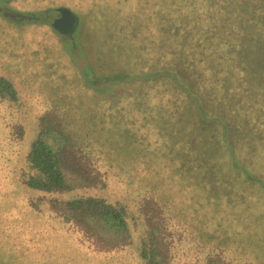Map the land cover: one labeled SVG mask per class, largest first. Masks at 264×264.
I'll list each match as a JSON object with an SVG mask.
<instances>
[{"label": "rangeland", "instance_id": "1", "mask_svg": "<svg viewBox=\"0 0 264 264\" xmlns=\"http://www.w3.org/2000/svg\"><path fill=\"white\" fill-rule=\"evenodd\" d=\"M9 3L12 8L35 12L46 6L65 4L75 13L77 23L71 31L60 33L47 25L58 14L51 10L46 22H42L41 12L34 22L25 19L12 22L0 18V67L7 70L5 74L20 88L19 103L28 106L16 113L20 119L12 115V120L6 121L5 133L16 151L26 148L24 144L32 134L48 128L45 139L57 150L64 164L65 178L73 184L65 191H44L24 184L5 185L10 191L3 193L0 204L1 214L8 220L3 228L5 231L0 235L8 242L3 239L0 244L12 249L8 262H71L69 257L60 253L58 245L55 246L56 242L67 238L82 243V247L87 249L101 250V247L110 245L115 238L96 229L94 236L90 237L84 231L86 227L79 216L69 213L63 204L68 197L91 194L103 196L108 201L119 199L125 202L127 218L133 223L138 222L131 227V243L135 244L142 235L147 237L152 233L145 239L146 244L151 241L149 248L155 244L153 248L166 257L169 248L175 247L179 232H186L181 223L183 220L190 233L199 232L200 243L195 248L204 246L202 264H250L249 252L248 255L230 253L219 243V238L226 232L217 230L212 237L210 228L215 226L206 229L199 226L198 221L210 209L211 217L216 218L214 212L217 210L208 206L222 200L224 193L232 189L233 197L241 198V202L236 203L242 204L245 198H249V205L264 209V191L259 184L244 180L237 171L233 175L237 181L231 178L227 182L217 170L224 167L218 160L219 157L225 160V147L220 139L223 135L228 137V143L235 147L240 159L245 153L250 160L255 158V149L247 141L251 117L259 118L261 108L264 109V44L257 45L254 39H247L250 42L245 41L247 47L243 54L239 55L240 50L235 48L231 57H220L217 53L222 42L217 50L214 46L207 47L214 41L212 37L205 42L201 33L196 31L192 40L200 49L189 59L185 44L180 42L184 36L183 29L186 34L189 32L181 21L175 28L181 33L176 35V41L182 49L178 57H171L169 49L153 48V44L163 46L172 40L171 27L160 36L158 43L151 38L158 36L156 30L143 31L136 27L139 11L147 14L140 0H8L6 4ZM164 3L168 6L167 0ZM248 15H241L237 23L242 27L252 23L254 17ZM255 27L253 23L252 29ZM68 42L74 45L66 49L64 46ZM180 44L175 45L180 48ZM204 50L208 54L203 60L210 59L211 62L199 63ZM206 63L210 64L209 67ZM162 65L174 67L175 75L156 79L148 74ZM136 72L143 74L137 76ZM107 76H119L121 79L109 83L112 79ZM51 77H54L53 90L49 86ZM141 99L147 100L143 102ZM149 108L151 114L145 111ZM162 123L170 128L171 136L164 129H159L158 125ZM173 127L176 129L172 130ZM123 128L130 134L136 130L134 134L139 133V138L143 136V143L128 144L130 147L123 145V140L125 143L128 141L119 132ZM113 135L115 142L104 143L106 137ZM261 136L259 146L264 143V135ZM207 137H214L208 150L200 148L205 147ZM145 140L150 144H145ZM189 143H193L192 148ZM105 150H112L113 158L117 159L113 162L116 163H123L122 160L131 156L141 159L140 153L145 152L148 155L144 158L149 160L150 166L165 178L172 172L177 175L166 179L168 186L161 184L158 190L148 188L153 195L148 197L149 203L145 201L148 209L140 211L133 196L125 194L118 185L116 173L109 169L103 171L104 159L96 157V154L101 156ZM151 157L156 160L155 164ZM21 162H16V169ZM193 162L200 164V169L207 168L204 162H213L210 169L215 175L208 179V184L192 169ZM252 169L262 170L263 167L257 163ZM223 173L232 176L231 169L227 167ZM104 182L108 186L103 187ZM179 184L192 188V196L182 190L176 191L175 188L181 186ZM175 199L179 202L173 201ZM14 204H17L16 208ZM193 206L196 208L192 209ZM235 212V207L226 205L218 211L228 223L225 230L241 231L234 224L239 221L238 217H232ZM195 238L192 236L191 242ZM131 245L129 250H132ZM77 246L83 251L81 246ZM4 259L0 257V264ZM78 261L83 263V260Z\"/></svg>", "mask_w": 264, "mask_h": 264}, {"label": "trees", "instance_id": "2", "mask_svg": "<svg viewBox=\"0 0 264 264\" xmlns=\"http://www.w3.org/2000/svg\"><path fill=\"white\" fill-rule=\"evenodd\" d=\"M7 1L8 0H0V18L12 22H22L23 19L28 22L37 21L39 17L38 13L40 12L42 13H40L43 19L42 22H46L49 10L54 12L57 11L56 8L58 6H65V4L46 6L39 12H35V10L32 9L12 8L8 6L11 5V3L6 4ZM140 1H142V5L145 8L144 10H147V14H145L143 10H136L139 11L136 27H140L143 31H150L151 29L152 31L156 30L158 36L151 38H154L153 40L157 41V43L160 42V36H163L166 30L171 27L170 31H172L174 35H172L171 41L163 44V46L153 44V48L155 47L158 49L159 46V48L164 47V50L169 49L171 57H178L179 51L182 49L181 44L176 41V35L178 36V33H181L175 28L181 21L187 26L189 32L186 34L183 29L182 34H184V36L182 40H180L182 44H185L184 50L187 49L186 55L189 59L193 58L195 54L197 55L200 49L194 46L195 42L192 40V38L195 39L196 31L201 33V37L205 42L212 37V41H214L210 42L209 46H207L206 43L207 47L212 48L214 46V49L217 50L218 46H220V42H222L218 49L219 52L217 53L220 57H231L233 52H235V48L240 50L239 55L243 54L247 47L245 41L250 42L247 39H254L257 45L259 43L264 44V0H167L168 6L167 3H164V0ZM245 13H249L248 16H253L254 18L252 23L242 27L237 23V20ZM73 15L76 25V15L75 13H73ZM253 23L256 25L255 30L252 29ZM47 25L50 28L52 27L50 23H47ZM141 35L144 36V33L142 32ZM177 43L180 44V48L176 47L175 44ZM72 45H74L73 42L72 44L68 42L64 47L69 49ZM210 53L211 52H209V55ZM207 54L208 51L204 50V55H200L199 63L202 61H210L209 58V60H203L204 57H207ZM209 65L210 64L206 63L207 67H209ZM174 72V67L162 65L153 68L148 74L159 79L161 77H169L170 74L173 76L175 75ZM213 72L215 78H217V71L214 70ZM5 73H7V70L0 67V199L3 200V193L10 191L6 186L13 187L17 184H24L28 187L44 191H65L72 188L73 184L65 178L64 164L60 161L57 150L51 147L45 139V133L49 131L48 128L39 129L36 135L32 134L26 143L27 145L24 144L26 148L22 147V149L19 148L16 151L13 149L11 140L5 133V123L6 121L10 122L12 120V115L20 119L21 116L19 117L16 113L19 114V111L21 112L22 109L25 110L28 106L27 104L19 103L21 95L19 91L20 88L15 84L14 80ZM48 74L51 75L50 73ZM141 74L143 73L138 72L136 75L139 76ZM51 78V80L49 78V86H51L50 88L53 90L55 89L52 84L54 83V77ZM106 78H109V80L112 79L110 81L108 80L109 83L120 81L119 79H121L119 76H107ZM194 80L195 79H193V81ZM195 81H198V79ZM146 100L147 99H141L143 102ZM138 109L139 108H137V110ZM261 109V116L259 118L251 117L249 124V129L251 131L247 142L252 149H255L254 160H250L246 153L240 159L239 154L234 150L235 147H231L232 144L228 143V137L223 135L220 139L222 141V146L225 147L224 153L226 155L224 157L225 160H220V157L218 160L224 166L223 169L225 167L231 169L232 176L224 174L223 169L217 168V170H219L218 174L223 176L227 182H229L231 178L237 181L236 177L233 176L235 171H237L244 180L259 184L262 187V191H264V143L259 146L262 139L261 135H264V109ZM150 110L149 108L145 111L151 114ZM245 113L251 116V113ZM163 123L158 125L159 129H164L165 133L171 136L169 134V131H171L170 128ZM251 127L255 128L251 129ZM173 129L176 128L173 127L172 130ZM135 131L136 130L130 134L126 128H123V130L120 129L119 132L123 135V138L126 136L128 139L126 143L124 140L122 141L123 145L129 146L128 144L136 142L143 143V136L139 138V133L136 132V134H134ZM25 135L26 132L23 136V143L26 140ZM213 139L214 137H207L205 147L200 148L208 150V146H210V142L213 141ZM206 140H204V142ZM115 141V135H113L106 137L104 143ZM145 144H150V142L145 140ZM191 144L193 143L188 144L190 148H192ZM112 154V150H105L103 155L100 156L96 154V157L104 159L105 168L103 171L109 169L116 173L118 176V185L121 189L123 188L125 194H131L133 196L135 205L140 211L148 209L145 205V201L149 203L148 197L153 195V192L148 188H157L158 190L161 184L168 186L169 183L166 179L170 180L174 178V175H177V173L172 172L168 174L169 177L165 178L166 176L150 166L149 160L144 158L148 155L145 154V152L140 153V156L143 158L139 159L135 156H131L122 160L123 163L113 162V160L117 159L113 158L114 155L112 156ZM157 156L159 158V155ZM152 159L151 157L152 163L155 164L156 160ZM17 161H22L25 167H23V163L21 162L20 166L16 169L15 164ZM257 163L263 167L262 170L252 169ZM203 165L207 168L200 169V164L195 162L191 163L192 169L197 171V176H200L201 180L208 184V179H212L213 175H215L210 169L213 162H204ZM117 168H119V170ZM106 174L107 172H105V175ZM179 185L181 186L175 188L176 191L182 190L189 196H192V188H185V184ZM102 186L106 187L108 183L104 182ZM253 190L255 191V189ZM233 193V189L227 191L224 193L222 200H217L210 204L208 206L209 208L217 210V212H214L216 218L211 217L212 209H210L206 213L204 212L202 217L199 218V226L203 225V228L205 227L206 229L215 226L210 228L212 237L217 230L221 233L226 232V234L218 240L225 249L229 250L230 253L242 252L248 255L249 252L247 257L251 262L250 264H264V209L249 205V202H247L249 198H245V202L242 204L236 203L241 202V198L233 197L235 196ZM183 197L186 198L185 196ZM180 200L183 199L181 198ZM17 201L18 199H16V202ZM173 201L179 202L177 199ZM221 201H224L223 204L220 203ZM218 203H220L219 207L215 208ZM63 204L65 208L69 210V213L79 216V220H81V223L86 227L84 231L87 232L90 237L94 236L95 231L101 230L111 235L115 240L111 242L110 245L104 246V248L101 247V250H94L93 248L87 249V247L83 248L82 243L75 242L68 238L58 243L56 242L55 246L58 245L56 247H58L60 253L69 257L68 259L71 261L57 262V264H202L201 252L204 246L195 248L197 244L200 243L199 232L194 231L195 233H190L189 228L183 223V220L181 223L183 229L186 231L185 234L179 232V236L175 239V247L172 248V250L169 248V255L163 257L159 250L153 248V246H156L155 244H152L153 246H151V248L148 246L152 243L151 241L146 244L145 239L151 237L152 233L150 232L153 231V228L149 229V236L146 237V234L142 235L135 244L130 242L131 227L137 225L138 222L133 223L128 219L129 214L125 211V202L119 199L108 201L103 196L87 194L68 197L63 201ZM152 204L153 202L151 201V205ZM225 205L230 206V208H236V212L232 217L239 218V221L234 224L235 226L238 225L239 228L237 229L241 231H229L228 229H224L226 227L228 228V223L225 220V216L222 213H218V211L223 210ZM14 207L16 208L17 204H14ZM194 208L196 207L193 206L192 209ZM1 210L2 207L0 204V233L5 231L3 228L8 220L7 217L1 214ZM251 215H253L252 219L247 220ZM192 236L197 237L193 242H191ZM206 236L210 238L209 234H206ZM3 239L5 242H8L7 238H3V236L0 235V242ZM233 242L236 243L234 246H232ZM242 243H245L247 247ZM129 244H134V246L131 245L132 250L128 249ZM77 245L81 246L83 251H81ZM10 253H13L12 249L6 247L4 244H0V257L5 258L3 264H10L8 262ZM78 260H83V263Z\"/></svg>", "mask_w": 264, "mask_h": 264}, {"label": "water", "instance_id": "3", "mask_svg": "<svg viewBox=\"0 0 264 264\" xmlns=\"http://www.w3.org/2000/svg\"><path fill=\"white\" fill-rule=\"evenodd\" d=\"M56 10L58 14L51 20V26L60 33L71 31L75 25L73 12L66 6H58Z\"/></svg>", "mask_w": 264, "mask_h": 264}, {"label": "flooded vegetation", "instance_id": "4", "mask_svg": "<svg viewBox=\"0 0 264 264\" xmlns=\"http://www.w3.org/2000/svg\"><path fill=\"white\" fill-rule=\"evenodd\" d=\"M74 20H75V17H74ZM67 33V32H66Z\"/></svg>", "mask_w": 264, "mask_h": 264}]
</instances>
